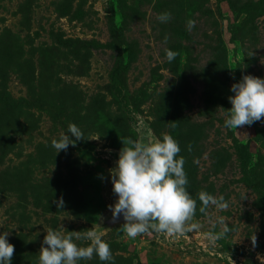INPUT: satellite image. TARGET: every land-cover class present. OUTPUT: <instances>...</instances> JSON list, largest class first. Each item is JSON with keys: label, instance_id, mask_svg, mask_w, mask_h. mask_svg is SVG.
Wrapping results in <instances>:
<instances>
[{"label": "rangeland", "instance_id": "1", "mask_svg": "<svg viewBox=\"0 0 264 264\" xmlns=\"http://www.w3.org/2000/svg\"><path fill=\"white\" fill-rule=\"evenodd\" d=\"M165 49L179 55L169 63ZM243 75L264 79V0H0V233L11 264H38L49 228L103 234L113 260L77 264H264V119L224 127ZM69 123L84 139L56 154ZM163 133L179 143L198 227L134 239L122 224L102 228L121 139ZM201 191L227 207L201 213Z\"/></svg>", "mask_w": 264, "mask_h": 264}, {"label": "clouds", "instance_id": "2", "mask_svg": "<svg viewBox=\"0 0 264 264\" xmlns=\"http://www.w3.org/2000/svg\"><path fill=\"white\" fill-rule=\"evenodd\" d=\"M171 19L172 15L167 11L157 15L161 23ZM195 24V20L189 19L186 27L190 31ZM167 39L165 36V42ZM165 54L169 63L179 55L170 49H165ZM230 91L234 95L228 97L231 108L224 114L225 128L236 131L264 119V79L243 75L239 82L232 84ZM71 137H75V140ZM83 139L81 129L69 123L67 133L61 132L59 139H52L51 146L57 154L67 151L69 145L75 146L76 141ZM121 140L123 147L115 167L110 170L112 191L117 199L114 205L109 206L114 219L123 215L125 222L120 226L121 231L134 239L150 230L172 237L197 228L198 225L190 223L196 212V200L187 190L185 161L179 156V143L168 133H163L162 138L141 134L135 140L130 137ZM197 195L201 202L199 210L203 214H207L206 210L212 206L217 209L227 207L223 197L217 198L205 191ZM218 222L223 225V218H218ZM226 231L225 228L220 235ZM8 235L7 231L0 233V264H11L15 252L14 245L7 239ZM102 235L94 229H89L83 235L79 232L64 235L49 228L39 250L38 264H77L78 261L92 259L94 255L102 262L112 261L110 246ZM74 237L75 240L89 243L78 246ZM252 242L255 244V236Z\"/></svg>", "mask_w": 264, "mask_h": 264}, {"label": "water", "instance_id": "3", "mask_svg": "<svg viewBox=\"0 0 264 264\" xmlns=\"http://www.w3.org/2000/svg\"><path fill=\"white\" fill-rule=\"evenodd\" d=\"M116 199H117V197H116ZM116 199H115V202H116ZM124 222L125 221H124L122 214L118 219H114L112 216V212H110V214L101 223V227L102 228H109V227H112V226L117 225V224H123Z\"/></svg>", "mask_w": 264, "mask_h": 264}]
</instances>
